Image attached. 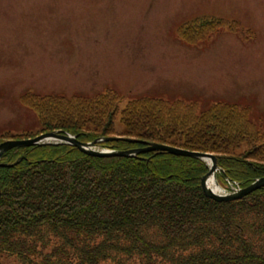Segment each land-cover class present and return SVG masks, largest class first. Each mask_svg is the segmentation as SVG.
<instances>
[{
  "label": "trees",
  "instance_id": "trees-1",
  "mask_svg": "<svg viewBox=\"0 0 264 264\" xmlns=\"http://www.w3.org/2000/svg\"><path fill=\"white\" fill-rule=\"evenodd\" d=\"M211 19L184 30L202 36ZM188 33V34H190ZM186 40V38L183 36ZM192 39V38H191ZM190 39V40H191ZM189 40V41H190ZM39 129L62 130L112 150L171 145L215 155L218 182L246 187L264 176V133L247 107L140 96L20 95ZM116 122L121 127H116ZM245 144L242 151H238ZM0 167V260L20 264H264V186L217 202L201 187L205 162L165 151L91 156L68 144L16 147Z\"/></svg>",
  "mask_w": 264,
  "mask_h": 264
},
{
  "label": "rangeland",
  "instance_id": "rangeland-1",
  "mask_svg": "<svg viewBox=\"0 0 264 264\" xmlns=\"http://www.w3.org/2000/svg\"><path fill=\"white\" fill-rule=\"evenodd\" d=\"M201 17L202 36L185 35ZM107 89L121 109L140 96L235 103L264 133V0H0V134L39 129L23 92Z\"/></svg>",
  "mask_w": 264,
  "mask_h": 264
},
{
  "label": "water",
  "instance_id": "water-1",
  "mask_svg": "<svg viewBox=\"0 0 264 264\" xmlns=\"http://www.w3.org/2000/svg\"><path fill=\"white\" fill-rule=\"evenodd\" d=\"M122 139L128 142H134L133 139L130 138H120V137H105L102 139H95L91 142H80L76 139L75 136H72L66 132L60 131H52L43 133L37 137L31 139H23V140H8L0 143V157L1 155L14 147H24V146H33V145H42L47 143H67L72 146L77 147L80 151L85 154L93 155V156H123V157H133L136 153L141 151H165L173 155L178 156H187L196 159H200L206 161L208 164L209 170L208 172L201 178V186L207 197L213 199L217 202L222 201H230L243 198L245 195L251 193L252 191L259 189L264 186V176L256 179L248 186L236 189L232 192H225L219 187L218 182L216 181V171L219 170V167L216 164V158L213 154L207 152H197V151H189L186 149H182L179 147L164 145L158 143H147L144 149H128V150H120V151H104L100 149L97 145L99 142L103 141H112ZM18 162L16 160L12 164L8 163H0L1 167H10L15 165ZM210 176L214 177L216 185L220 188L219 191L213 190L208 185V180Z\"/></svg>",
  "mask_w": 264,
  "mask_h": 264
},
{
  "label": "bare ground",
  "instance_id": "bare-ground-1",
  "mask_svg": "<svg viewBox=\"0 0 264 264\" xmlns=\"http://www.w3.org/2000/svg\"><path fill=\"white\" fill-rule=\"evenodd\" d=\"M208 185L215 191H219L220 190L218 185H216V183H215L214 177H212V176H210V178L208 180Z\"/></svg>",
  "mask_w": 264,
  "mask_h": 264
}]
</instances>
